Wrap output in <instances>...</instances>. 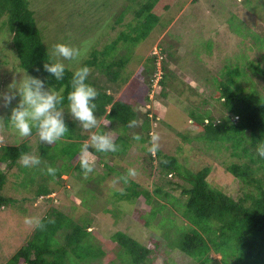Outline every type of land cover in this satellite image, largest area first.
Instances as JSON below:
<instances>
[{
    "label": "trees",
    "instance_id": "trees-1",
    "mask_svg": "<svg viewBox=\"0 0 264 264\" xmlns=\"http://www.w3.org/2000/svg\"><path fill=\"white\" fill-rule=\"evenodd\" d=\"M33 1L0 0V31L4 40L1 42L4 43L7 37L10 40L17 57V69L42 78L49 76L43 71V64L52 61L57 43L78 47L81 54L72 59L73 63L63 60L66 65L63 80L50 77L49 87L64 95V109H67V93L71 90L72 74L77 68L87 65L90 68L87 82L98 92L94 110L98 124L92 130H107L109 135L114 134L111 137L117 144V151L99 152L91 149L93 171L85 176L80 167L79 152L88 136L82 134L83 128L79 122L69 115H65L69 127L65 136L53 145H40L39 151L34 154L40 158L39 165L26 167L22 164V154H33L27 142L19 145L0 144V211L3 212L7 207L6 203L14 204L18 201L3 193L8 179L3 170L4 164L8 169L18 168L19 171L14 174L16 183L25 187L24 191L28 193L32 194L34 191L33 198H40L64 185L65 175L76 174L85 186L88 185L94 180L91 174L95 172V163L102 164L108 171L107 175L115 173V165L126 160L128 152L137 150L143 154H140L142 168L148 176L156 172L164 177L176 175L185 182L181 184L169 180L173 190L155 183L154 188L149 190L138 189L135 182H131L132 186L128 185L127 180L122 178L125 190L131 193L132 199L143 198L146 206L150 207L148 215H155V219L158 214L163 217L165 225L155 232L157 238L161 236L165 240L173 239L172 244L177 243L180 250L195 264H264V158L256 151L257 145L264 143V94L255 85L256 78L264 82V68L260 63L248 60L243 55L245 68L226 65L220 82L216 80L218 89L215 97L204 98L200 102L195 98L198 90L194 89L191 95L183 91L182 84L192 87L193 83L181 78V74L170 67L164 50L156 46L159 49L157 51L153 43L146 42L156 30H164L170 25L173 19L169 20L166 14L170 13L176 0H127V6L121 10L111 0H101L100 4H97L100 0H92L94 10L86 8L87 13L83 6L76 8L81 0H72L76 4L71 0H63L58 6L68 16L65 19H60L61 15L58 16L59 19L57 17L61 24H58L57 31L51 27V16L41 22L38 20ZM254 1L250 0L249 5L254 4L253 7L256 8L260 6ZM131 12L135 14L126 17ZM93 15L105 18L104 21L99 20L103 28L94 46L85 36L86 26L90 25ZM117 27L116 37L103 42L106 35ZM235 31L243 37L251 32L240 24L235 27ZM49 34L55 38L50 44ZM255 36V43L263 46L264 36ZM121 41L127 44L126 48L121 46ZM144 42L146 43L141 45ZM200 42L202 48L211 49L210 41ZM118 47L123 50L122 53L117 51ZM146 51L149 54L152 52L150 56L145 55ZM168 55L173 58L172 53ZM134 59L137 60L136 64ZM133 65L136 68L142 65V74L145 72L147 75L145 81L149 85L145 90V102H152L149 98L153 97L152 93L158 86L153 101L157 98L166 101L169 92L173 91L186 104L189 103L187 107L196 106V110L190 113L191 120L187 124L194 125V130H198L197 134L191 139L186 133L180 135L187 143L201 142L206 148L230 151L235 160L226 166V172L240 184V194L234 196L221 186H214L209 180L211 166L198 170L185 168L178 155L166 154L159 148L153 155L149 151L152 137L149 111L140 113L141 110L133 104L137 101L116 99L107 85L92 81L93 72L98 71L106 76L108 82L119 86L131 81L138 82L142 74L140 68L136 71ZM130 68L135 70V76L130 74ZM247 68L251 77L245 70ZM200 76L199 82L211 85L213 77L206 73L202 79ZM209 101L218 102L220 107L214 111L212 108H205L204 104ZM153 118H156V114ZM131 120L136 121L135 125L129 126ZM34 132L35 129L32 133ZM186 159L188 156L183 161L189 163L190 160ZM155 161L157 165H154ZM49 166L56 169L54 175L47 172ZM104 179L106 177L100 176L98 181ZM30 184L35 188L32 191L28 190ZM178 188L182 189L179 196L173 192ZM53 200L48 199L52 206H49L46 216L40 218L43 227L36 226L27 244L13 253L5 264H102L103 251L90 230L94 215L88 211L85 217L76 220ZM87 201L83 197V203ZM113 238L120 248L118 258L112 260L113 264H149L154 259L151 257L155 251L128 234L118 231ZM212 253L219 254L220 260L213 258Z\"/></svg>",
    "mask_w": 264,
    "mask_h": 264
},
{
    "label": "rangeland",
    "instance_id": "rangeland-1",
    "mask_svg": "<svg viewBox=\"0 0 264 264\" xmlns=\"http://www.w3.org/2000/svg\"><path fill=\"white\" fill-rule=\"evenodd\" d=\"M61 1L63 0L33 1V9L36 11L38 20L41 22L51 16V27L55 31H57V26L60 24L58 16L61 15L60 19H65L68 16L58 6ZM93 2L92 0H81V4L77 5L76 8L83 6L85 10L89 8L90 11H93ZM249 2L250 0H177L176 4L174 3L175 5L170 9V13L166 14L169 20L173 19L170 25L164 30H156L153 33L154 38L152 37L146 41L153 43L154 47L158 46L162 51L164 50L165 59L167 54L170 67L177 70L181 74V78L193 83L192 87L182 84L183 91L191 95L194 89L198 90L195 95L198 101L201 102L204 98L212 99L215 97L218 89L216 80L220 82L222 71H224L226 65H231V67L238 65L240 68H245L243 55L248 60L260 63L264 68V45L255 43L256 34L264 36V0L254 1L260 4L257 8L253 7L255 6L254 4L250 6ZM72 3L76 4L74 1ZM100 3L101 0L97 4ZM118 3L119 10H121L126 0H119ZM62 7L64 8L65 6L62 5ZM64 11H66L65 8ZM104 19L93 15L90 25L86 26L85 36L89 38V42L92 41L93 46L103 28L99 20L104 21ZM239 24L241 27H246L251 31L246 37L235 31V27ZM52 29L51 31L55 33ZM117 32L118 27L110 34H107L103 42L114 39ZM252 33H255V35ZM51 34L48 37L50 41L48 42L47 40L48 44L55 39L51 37ZM2 40L3 33L0 31V89L6 88L13 79L19 80L25 77L27 73L20 68L17 69V57L8 37L4 43L1 42ZM200 41H210L211 49L202 48ZM121 45L123 44L121 43ZM156 50L159 51L157 47ZM122 52L123 50L120 49V53ZM144 53L146 56L149 54L147 51ZM168 53H172L173 58H170ZM134 60L136 64L137 60ZM69 61L72 62V60ZM184 64L187 66L183 67ZM142 65L137 68L135 65L132 67L136 71L140 68V74H142ZM191 68L193 72H191ZM196 69L197 71H195ZM135 70L130 68L129 71L132 76L136 75ZM245 70L246 72L249 71L248 68ZM200 73H202L201 76ZM204 73L213 77L211 85H205L203 84L204 81L203 83L198 81V77L200 76L202 79ZM146 76L144 72L138 82L131 81L119 86L108 82L105 75L103 76L98 71H94L92 81L107 85L108 90L116 99L127 102L137 101L133 102V104L137 109L141 110L140 113L148 110L152 135L158 136V148L164 153L178 155L185 168L198 170L205 166H211L212 173L209 180L214 183V186L219 185L234 196L240 194V184L226 172V166L232 160H235L230 151L206 148V145L201 142L191 141L187 143L180 135L186 133L191 139L197 134L198 130H194L195 126L187 124L191 120L190 113L196 110V106L187 107L189 103L186 104L173 91L169 92L166 101L161 98L153 101V97L159 89L158 86L156 87L158 88L155 90L156 92L152 93L153 97L149 98V101L152 100V102H145V90L149 85L145 81ZM248 76L251 77L249 73ZM255 82L260 93L264 94V82L259 78H256ZM209 102L204 104L205 108H212L214 111L220 107L218 102ZM154 114H156V118H153ZM9 115L10 108L0 106V144L19 145L27 142L32 148V155L36 154L39 151V146L44 143L40 142L36 132L27 137H19L8 122ZM65 115H68L67 109H65ZM180 126L182 127L179 128ZM93 132L94 130L92 129H82V134L88 136L87 141H89ZM111 136H114V134ZM140 154L143 155L141 151L137 150L132 153L128 152L126 155L127 159L115 165L116 172L110 175H107L108 171L102 164L95 163V172L91 174L94 180L86 186L84 182L80 181L81 178H77L76 174L65 175L64 185L53 191L56 193L44 196V199L33 198L34 191L32 194L24 191L25 187L16 183L17 179L14 176L19 169L16 167L8 169L7 165L4 164L3 170L7 173L8 179L3 193L7 197L18 201L14 204L6 203L5 206L7 207L3 209V212L0 211V264H5L13 253L27 244L30 235L35 231L36 225L26 224L24 218L26 216L39 218L46 216L49 206H52V202H48V199L51 198H54L53 202L59 204V207L67 215L74 216L76 220L85 217L84 215L88 211L94 215L90 230L96 243L103 251V255H101L102 264H113L112 260L118 258L120 248L117 241L113 238L118 231L128 234L141 244L146 245L150 250L155 251L153 257H151L154 259L149 264H195L189 256L180 250L177 243L172 244L173 239L165 240V237L162 239L161 236L158 238L157 235L155 236V232L160 231L162 225H165L164 219L162 220L163 217L158 214L155 219V215H148L150 207L146 206L144 199L134 200L131 197V193L125 190L122 178H126L128 185L132 186L131 182H135L138 185V189L146 188L149 190L154 188L155 183L165 189L173 190L172 188L174 187L169 185V180L177 181V183L181 184L185 183L183 179L176 175L164 177L159 176L156 172L148 176L142 168ZM153 155H155V152ZM186 156H188L186 160H190L189 163L183 161ZM154 165H157V161L154 162ZM130 168L135 169L137 173L135 176L128 175ZM100 176L102 178L106 177V180L98 181ZM33 188L34 186L30 184L28 190L32 191ZM181 191L182 189L178 188V190L173 192L179 196ZM90 194L94 195L91 196ZM83 197H86L88 201L83 203ZM153 239L155 241L152 242L151 240ZM158 239L161 241H158ZM212 256L217 260L221 258L217 253H212ZM82 264L88 263L83 262Z\"/></svg>",
    "mask_w": 264,
    "mask_h": 264
},
{
    "label": "clouds",
    "instance_id": "clouds-1",
    "mask_svg": "<svg viewBox=\"0 0 264 264\" xmlns=\"http://www.w3.org/2000/svg\"><path fill=\"white\" fill-rule=\"evenodd\" d=\"M111 1L119 6V0ZM176 2L177 0L175 4ZM126 6L124 4L123 7ZM133 14L135 13L131 12L126 17H131ZM121 43L123 44L121 46L126 48L127 44L123 41ZM119 50L118 47L117 51ZM80 54L81 50L78 47L57 43L54 46V58L51 62H44L43 64V71L49 74L48 77L42 78L39 75L26 73L25 77L19 80L13 79L6 88L0 89V106L10 108L8 122L19 137L30 136L33 129H35L41 143L53 145L60 141L68 132L69 127L66 123L64 109L65 97L60 92L53 91L49 87V78L54 77L58 81L63 80L66 70L63 60L75 59ZM89 72L90 68L87 65L77 68L72 74L71 90L67 93L66 106L68 115L74 121H78L83 129H94L98 124L94 111L96 108L95 98L98 92L94 86L87 82ZM160 77H158V80ZM135 123V120H131L129 126H133ZM158 139L157 135H152L149 151L153 153L157 151L159 147ZM91 149L99 152H115L117 151V144L107 130L93 132L90 137V143L85 141L81 145L79 152L80 167L85 176L93 171V164L90 162ZM256 151L260 157L264 158V143H259ZM20 160L26 167L40 164L38 156L28 153L22 154ZM47 172L54 175L56 169L49 166ZM136 174L135 169L130 168L128 170L129 176H135ZM54 193L56 192L50 195ZM40 198L44 199L43 197ZM24 222L29 225L43 227L39 217L26 216Z\"/></svg>",
    "mask_w": 264,
    "mask_h": 264
}]
</instances>
